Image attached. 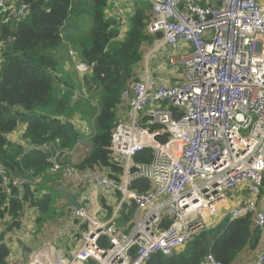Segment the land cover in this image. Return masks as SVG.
<instances>
[{"label": "built area", "instance_id": "2783aa9c", "mask_svg": "<svg viewBox=\"0 0 264 264\" xmlns=\"http://www.w3.org/2000/svg\"><path fill=\"white\" fill-rule=\"evenodd\" d=\"M146 1L145 34H161L171 52L187 49L182 79L169 85L145 78L123 91L130 119L111 135L110 155L122 166L116 180L99 168L69 166L71 155L58 142L38 147L48 155V173L70 182L86 205L69 207L84 230L67 254L46 245L27 264H145L156 253L180 250L219 215L250 219L258 232L251 264H264V0ZM28 8L27 0H0V18L20 21ZM68 53L86 77L91 67ZM146 150L149 162H132ZM139 178L147 189L131 188ZM0 182L9 195L27 181L0 165ZM87 186L118 195L109 216L90 213ZM237 193L244 196L229 207ZM129 208L132 221L121 227ZM201 264L222 263L208 253Z\"/></svg>", "mask_w": 264, "mask_h": 264}, {"label": "trees", "instance_id": "16d2710c", "mask_svg": "<svg viewBox=\"0 0 264 264\" xmlns=\"http://www.w3.org/2000/svg\"><path fill=\"white\" fill-rule=\"evenodd\" d=\"M27 1L29 8L24 19L5 23L0 19V165L27 181L21 188H11L9 195L1 189L0 182V219L10 218V228L19 227L26 203L41 215L38 222L54 216L53 193L58 195L60 180L49 175L48 155L38 147L58 142L60 149L73 151L79 142L74 117L92 121L93 133L86 156L77 165H71L79 170L104 169L111 180L122 174V166L110 155L111 134L119 123L116 114L122 93L129 83L138 81L134 68L142 59V44L162 38L161 34L155 37L145 34L148 3L136 4L126 36L118 41V22L105 14L108 0H93L90 31L66 39L79 52L80 60L91 67L83 78L88 99L73 101L72 85L65 83L67 88L60 95L54 91L60 67L52 54L63 42L61 28L72 12L71 0ZM209 4L215 5L216 0H209ZM19 125L24 126L21 138L26 147L8 138ZM150 159L151 151L146 150L137 153L133 161L146 163ZM38 178L39 184L34 182ZM41 184L46 186L45 193L38 186ZM131 188L143 191L148 188V181H135ZM101 205L105 207L103 201ZM128 212L119 220L120 224L131 220L132 208ZM220 217L215 218L214 224ZM77 224L79 232L83 231L84 225ZM257 242L258 232L249 218L231 222L225 219L180 250L170 255L156 253L145 264H201L208 253L222 264H233L242 251L254 250ZM8 256L9 250L0 244V264H7Z\"/></svg>", "mask_w": 264, "mask_h": 264}, {"label": "crops", "instance_id": "0c3cea01", "mask_svg": "<svg viewBox=\"0 0 264 264\" xmlns=\"http://www.w3.org/2000/svg\"><path fill=\"white\" fill-rule=\"evenodd\" d=\"M129 1L130 0H108L107 2V9L105 11V14L106 17L113 18L118 22V26H119L118 41H123L126 36V33L130 27V19L135 12L136 4L138 2H144V1L147 3L146 0L144 1L136 0L134 3H129ZM149 13H150V8H148L146 17L149 15ZM157 35L160 34H156L154 36L149 35V36L155 37ZM65 45H66V59L68 60L67 63L69 64V67L72 68V70L74 71L68 52L69 49L74 51V53L76 52L75 50H73V47H71V45L67 42V40H65ZM185 51H186V47L182 46L178 48L176 51L171 52L166 46L162 45V42L160 40L156 38L153 39L150 43H143L141 46L142 59L134 68L135 77L138 79V81L143 80L145 78H149L152 79L157 84L159 83L166 84V83H170V81L173 79L177 80V78L168 75L171 72L179 73L178 71L179 68L181 69L180 74H182V66L180 63V59L185 53ZM78 77L81 80L80 89L78 91L85 90V88L83 87V77L80 75ZM177 82H180V80L179 81L177 80ZM74 93H80V92H74ZM118 111H121L125 116H127L129 121L130 118L128 115V106L126 104L122 103L119 106ZM23 132H24V126L21 131L17 129L12 134L8 135V138L13 142L21 144L23 147L24 146L26 147L25 141H23L21 138ZM69 162L72 163V165H77L80 161L72 158ZM101 170L104 171L105 173H108L104 169ZM50 176H52L54 179L58 181L60 180V175L56 177H54L55 175H50ZM40 180L41 179L38 178L35 181L38 184ZM47 185L50 186L51 183H48ZM60 186L72 192V186L70 182L61 179V181H59L58 187ZM243 196L244 193L235 194L234 197L231 198V204L237 202ZM59 197L62 198L60 195ZM86 197L87 199L90 200L88 204V209L90 213H96L100 211L101 215L106 214V216H109L111 214L113 206L118 201V195L113 194L110 196H106L103 191L95 189L91 186H87L86 188ZM102 201L105 203V207H102L100 203ZM66 204L68 206L66 210L67 216L70 219H72L69 209L70 205L67 202ZM106 206H110V207H106ZM55 207H58L56 203H55ZM39 217H41V215L34 208H30L26 203L23 205L21 217L19 218L18 221L19 222L18 228H10L11 219L8 217H5L4 219H0V236H2V241H0V244H4L9 250V256L6 259L7 264H27L31 252L37 251L46 245L52 246L53 248H55V250H59L65 254H67L66 251H68L69 249L72 248V246L75 245V241H71V240H66L64 243L56 242L53 239L50 240L49 238H52V236L49 232H47L46 229L47 226L44 223L48 219L41 220L40 221L41 224L39 225L37 223V219ZM60 220L63 221L64 223L65 215ZM74 222L77 223V221ZM214 222H215V218L212 221H209V225L212 226ZM31 223L35 226V228H33L32 230V233L35 236L34 238L32 237L27 238L17 233V230L21 226L28 227L30 226ZM37 224L38 226L43 227V229L45 230L44 234L39 233L37 229ZM52 244H55V246H53ZM11 252H14L13 257H11ZM254 256H255L254 250L245 249L239 254V256L233 262V264H251Z\"/></svg>", "mask_w": 264, "mask_h": 264}, {"label": "rangeland", "instance_id": "374dc122", "mask_svg": "<svg viewBox=\"0 0 264 264\" xmlns=\"http://www.w3.org/2000/svg\"><path fill=\"white\" fill-rule=\"evenodd\" d=\"M135 1L136 0H130L129 3H134ZM140 1H144V0H140ZM92 6H93V0H71L72 12L70 13L69 18L65 21V23L61 28V34L63 37L62 45L52 53L53 56L58 60L60 67L59 71L55 75L57 76V81H55L54 83V91L56 95H60L66 90L67 87L65 83L72 85L75 88L74 90H77L75 92L81 91V90L78 91L81 85V80L78 77L79 75L75 71H73L72 68H70L69 64L67 63L68 60L66 59L65 40L70 36L77 34H87L90 31L93 21ZM73 50H75V52L79 55V52L76 50V48L73 47ZM178 71L179 73L171 72L168 76L175 77L179 81L182 79V74H180L181 73L180 68L178 69ZM177 80L173 79L170 81V83H166V84L173 85L174 83H177ZM72 121L76 129L78 130L79 142L76 145L75 149L73 150V155L70 158H68L67 162H69L72 158L81 161V159H83L86 156L91 145L90 137L92 136L93 133L92 121H88V122L82 121L78 117H74ZM116 122L128 123L129 121L127 116H125L121 111H118L116 114ZM17 129L21 131L23 129V125H19ZM56 176L58 175H55L54 177ZM38 186L43 187L42 193L46 192V189L44 188L46 187L45 185L41 184ZM53 196H54V201L58 207H55L54 216L51 219H48L47 221L44 222L47 226L46 228L47 232H49L52 236V238L49 239L50 240L53 239L56 242H62V243H64L66 240L75 241V245L72 246V248H74L77 246L76 235L79 233V225L67 216L66 210L68 206L66 202L62 198H60L56 193H53ZM233 204L234 203L231 204V199H229L228 206L231 207ZM64 215H65V220L63 223V221H61L60 219H62ZM37 223L39 225L41 224L40 221L39 222L37 221ZM38 224H37V229L39 233L44 234L45 230L43 229V227L38 226ZM33 228H35V226L32 223L28 227L21 226L17 230V233L27 238L28 237L34 238L35 236L32 233ZM52 245L55 246V244ZM13 256H14V252H11V257Z\"/></svg>", "mask_w": 264, "mask_h": 264}, {"label": "bare ground", "instance_id": "6f19581e", "mask_svg": "<svg viewBox=\"0 0 264 264\" xmlns=\"http://www.w3.org/2000/svg\"><path fill=\"white\" fill-rule=\"evenodd\" d=\"M217 2H218V0H216V4H217ZM215 4V5H216ZM1 19V18H0ZM162 36V35H161ZM162 39V38H161ZM161 41V40H160ZM162 42V41H161ZM163 45V44H162ZM165 46V45H164ZM187 50V49H186ZM73 53H74V51H72ZM68 55H69V53H68ZM75 55H76V57H77V60H79L80 62H82L80 59H79V57H78V55L75 53ZM183 56H184V54H183ZM182 56V57H183ZM181 57V58H182ZM69 58H70V56H69ZM70 61H71V59H70ZM83 63V62H82ZM180 63H181V66H182V61H181V59H180ZM71 64H72V61H71ZM85 64V63H84ZM72 66H73V64H72ZM73 69H74V67H73ZM74 71H75V69H74ZM76 72V71H75ZM89 74V73H88ZM87 75V74H86ZM75 97V98H74ZM79 98H84V99H88V96L86 95V93H85V91H80V93H74V96H73V101H76V100H78ZM112 135V134H111ZM66 151H68L69 153H70V155L72 156L73 155V151H71V150H66ZM136 155V154H135ZM134 155V156H135ZM134 156L132 157V162L133 163H135L134 161H133V158H134ZM138 164V163H137ZM69 166H71V167H73L72 165H69ZM74 168V167H73ZM108 178V177H107ZM61 179L63 180V178L61 177ZM109 179V178H108ZM138 180H146L145 178H139V179H137V180H135V181H138ZM135 181H132L131 183H133V182H135ZM146 181H148V180H146ZM70 192V191H69ZM71 194H73V191L72 192H70ZM62 197V196H61ZM63 198V197H62ZM64 199V198H63ZM65 200V199H64ZM66 201V200H65ZM67 202V201H66ZM68 203V202H67ZM81 206V209L82 208H84L86 205L85 204H81L80 205ZM70 214H71V218L73 219V220H77L76 218H74L73 216H72V213H71V211H70ZM225 219H228V221L229 222H231V221H233V220H230V218L229 217H220L219 218V220L216 222V224H213L211 227L209 226V222H206L205 224H204V227H203V229H201L196 235H194L193 237H192V239L190 240V241H188V242H186L184 245H182L179 249H181V248H183L184 246H186V244L187 243H189V242H191L195 237H197L201 232H203V231H206V230H208V229H211V228H213V227H215L216 225H218V224H220L221 222H223V221H225ZM234 220H236V219H234ZM118 224L121 226V227H125L126 225H123V224H120L119 223V220H118ZM81 232H83V231H81ZM78 234H80V232L78 233ZM78 246H79V244H78ZM77 246V247H78ZM173 252V251H172Z\"/></svg>", "mask_w": 264, "mask_h": 264}, {"label": "water", "instance_id": "95a60500", "mask_svg": "<svg viewBox=\"0 0 264 264\" xmlns=\"http://www.w3.org/2000/svg\"><path fill=\"white\" fill-rule=\"evenodd\" d=\"M57 193L62 196L70 205V207H73L75 210H80L81 206L78 202L77 196L74 194H71L69 190L66 188L60 186L57 188Z\"/></svg>", "mask_w": 264, "mask_h": 264}]
</instances>
